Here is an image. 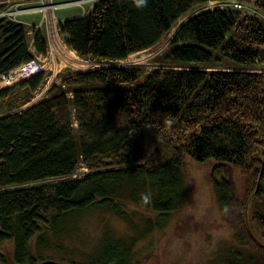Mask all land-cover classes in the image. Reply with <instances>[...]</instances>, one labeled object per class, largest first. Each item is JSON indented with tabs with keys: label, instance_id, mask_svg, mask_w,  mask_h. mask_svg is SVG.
I'll list each match as a JSON object with an SVG mask.
<instances>
[{
	"label": "trees",
	"instance_id": "obj_1",
	"mask_svg": "<svg viewBox=\"0 0 264 264\" xmlns=\"http://www.w3.org/2000/svg\"><path fill=\"white\" fill-rule=\"evenodd\" d=\"M211 1L229 0H148L142 9L132 0H97L87 15L60 22L59 31L83 58L120 61L151 48L179 18ZM236 1L264 14V0ZM30 41L23 24L0 17V78L46 53L41 30L32 38L33 50ZM154 61L158 65L149 72L99 66L73 74L52 85L49 97L0 115V244L13 242V261L50 259L33 247H45L48 233H70L71 223L93 209L110 210L131 224L130 204L159 217L177 210L193 163L208 168L214 202L233 229L235 245L224 264H264V71L258 70L264 21L230 7L203 9L180 25ZM216 65L226 69L196 68ZM43 79L39 73L20 83L28 94L18 106ZM10 90H0V100ZM139 141L147 148L163 141L172 151L148 166L140 163ZM109 153L121 155L124 165L72 177L80 162ZM52 179L58 181L28 186ZM158 223L149 222L148 230ZM132 244L107 232L91 261L78 264H127Z\"/></svg>",
	"mask_w": 264,
	"mask_h": 264
},
{
	"label": "rangeland",
	"instance_id": "obj_2",
	"mask_svg": "<svg viewBox=\"0 0 264 264\" xmlns=\"http://www.w3.org/2000/svg\"><path fill=\"white\" fill-rule=\"evenodd\" d=\"M36 1L10 0L12 7L16 2H25L19 8L40 5L43 9V6H51L44 11H36L25 15L29 22L37 24L42 18L41 15L45 13V19L42 21L40 29L46 38L47 50L44 55H38L33 60L28 61L37 62L40 69L36 73H33L34 70L24 63L15 71L20 73H16L15 78L9 82L3 81L7 77V73L1 76L0 90L11 89L9 91L11 94L4 100H0V115L24 110L43 97H49L48 90L50 87L59 84L62 79L99 66L134 67L149 72L158 65L154 61L155 57L167 50L170 40L180 25L198 11L211 10L218 6L214 1H211L202 8L186 13L178 19L173 28L157 44L147 50L133 53L120 61L97 62L76 54V51L67 45L59 31L60 22L65 19L87 15L97 0ZM256 17L264 21L263 13L259 12ZM26 29L28 33L32 30V27L29 26ZM51 29H55L58 33L61 44L55 42L56 45H54L51 39L48 40V33ZM28 36L32 41V35L28 34ZM31 41L29 47L33 50ZM196 68L207 70L226 69L222 65L211 68L198 66ZM259 68L264 71V63ZM39 73L44 75L42 84L31 93L32 97L28 102L18 106L20 99L28 94V88L20 86V83ZM23 75L26 77L20 79L19 77ZM47 82H49V85L46 87ZM15 89H17L16 94ZM103 89L112 92V86H105ZM68 109L71 121L76 126V108L70 105ZM147 144L145 141H139L135 147L143 153V159L140 163L148 166L165 159L172 151L169 145L163 141L154 143L151 148H147ZM120 156L114 153L96 155L88 163L80 162L72 177L80 178L91 171L122 167L124 164L121 163ZM208 173V168L201 169L192 163L188 168L189 180L181 206L177 210L164 215V217H159L155 212L130 204L127 209L133 222L131 224L124 217L110 210L93 209L71 223L74 230L70 233L60 236L48 233L46 235L47 245L45 247H33V252L36 255L41 254L55 261L63 259L74 261L77 264L88 263L96 255L103 236L110 232L114 237L122 238L127 242L133 240L127 264H224L229 250L228 247L235 245V240L233 229L222 219L214 202L210 192ZM57 181L58 179L32 182L28 186H47ZM235 181L238 191L241 193L242 183L238 173L235 174ZM157 221L159 223L148 230L149 222ZM134 237L135 239H133ZM12 249V241L0 244V253L6 257L7 263L5 264H29L13 261ZM119 251L123 254V249ZM114 260L117 261L116 257ZM108 261L112 263L113 260Z\"/></svg>",
	"mask_w": 264,
	"mask_h": 264
},
{
	"label": "built area",
	"instance_id": "obj_3",
	"mask_svg": "<svg viewBox=\"0 0 264 264\" xmlns=\"http://www.w3.org/2000/svg\"><path fill=\"white\" fill-rule=\"evenodd\" d=\"M36 2H42V0H37ZM25 2H16L13 7L11 6V2L10 0H0V5H3V8L0 9V17H4L7 18L9 20H12L14 22H18L23 24L25 27H32L31 31H28L29 35H32V38L34 37L35 33L38 30H41L40 28L42 27V21L45 19V13H43L41 16V20L39 23L37 24H33L32 22H29L27 20V18H25L26 14L29 13H33L36 11H44L46 10V8H49L51 6H42L40 5H34V6H29L27 8H19L20 5H22ZM211 3V2H209ZM215 4H217L220 8L223 7H230L232 9H237V10H242L245 13H249V14H253V15H258L260 11L256 10L255 8H253L251 5L248 4H244L242 2H238L236 0H229V1H225V2H216L214 1ZM52 5V4H51ZM11 6V7H10ZM55 7V6H53ZM53 42L54 45L57 44H61V42L59 41V36L58 33L55 31V29H51L48 33V40ZM56 42V43H55ZM72 49V48H71ZM76 53V52H75ZM77 54V53H76ZM30 69L34 70L33 73H36L37 71H39V65L37 64V62L32 61V62H27L26 63ZM35 67V68H34ZM18 68H16L13 71L8 72L6 75L10 76V74H16V73H20V72H15L17 71ZM259 71H262V69H258ZM5 77V76H3ZM26 76H21L19 77L20 79L25 78ZM49 85V82H47L46 87Z\"/></svg>",
	"mask_w": 264,
	"mask_h": 264
},
{
	"label": "clouds",
	"instance_id": "obj_4",
	"mask_svg": "<svg viewBox=\"0 0 264 264\" xmlns=\"http://www.w3.org/2000/svg\"><path fill=\"white\" fill-rule=\"evenodd\" d=\"M132 3L136 8L142 9L148 5V0H132ZM144 202L145 203L150 202V197L145 196Z\"/></svg>",
	"mask_w": 264,
	"mask_h": 264
},
{
	"label": "water",
	"instance_id": "obj_5",
	"mask_svg": "<svg viewBox=\"0 0 264 264\" xmlns=\"http://www.w3.org/2000/svg\"><path fill=\"white\" fill-rule=\"evenodd\" d=\"M37 264H71V263L59 262V261H55L52 259H47V260L40 261Z\"/></svg>",
	"mask_w": 264,
	"mask_h": 264
},
{
	"label": "bare ground",
	"instance_id": "obj_6",
	"mask_svg": "<svg viewBox=\"0 0 264 264\" xmlns=\"http://www.w3.org/2000/svg\"><path fill=\"white\" fill-rule=\"evenodd\" d=\"M35 68V67H34ZM16 75L10 74V76H7L3 81L9 82L11 79L15 78Z\"/></svg>",
	"mask_w": 264,
	"mask_h": 264
}]
</instances>
